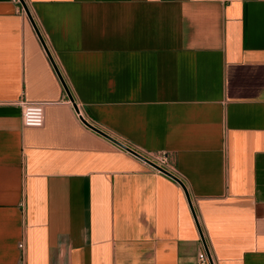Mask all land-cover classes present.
<instances>
[{
    "label": "crops",
    "instance_id": "1",
    "mask_svg": "<svg viewBox=\"0 0 264 264\" xmlns=\"http://www.w3.org/2000/svg\"><path fill=\"white\" fill-rule=\"evenodd\" d=\"M26 1L83 114L191 202L80 120L0 0V264H264V0Z\"/></svg>",
    "mask_w": 264,
    "mask_h": 264
},
{
    "label": "built area",
    "instance_id": "2",
    "mask_svg": "<svg viewBox=\"0 0 264 264\" xmlns=\"http://www.w3.org/2000/svg\"><path fill=\"white\" fill-rule=\"evenodd\" d=\"M15 1L20 3L19 0H15ZM21 108H22V119L25 125L27 126H42L43 125L44 118H45L43 102L24 100L21 102ZM76 110H77V116L80 118V120H82L85 124L90 126L92 129H94L96 132H98L97 129H99L105 134H107L110 138L114 139L116 142L113 141L112 139L111 140L115 143V145L119 149L136 156L137 158L141 159L148 166H150L151 168L155 170L163 172L162 170L153 166V164L170 172L174 176L180 178L178 174L176 173L174 167H172V165L169 163L168 154L165 151L145 150L129 142H126L125 140L121 138H117L110 131L100 126V124L86 117L83 114L78 104H76ZM20 246L23 247V243H21ZM198 260H199V264H214L212 259L209 258V255L205 249H202L199 252Z\"/></svg>",
    "mask_w": 264,
    "mask_h": 264
},
{
    "label": "water",
    "instance_id": "3",
    "mask_svg": "<svg viewBox=\"0 0 264 264\" xmlns=\"http://www.w3.org/2000/svg\"><path fill=\"white\" fill-rule=\"evenodd\" d=\"M19 1H20L21 5H22L23 9L25 10V12L27 13V15L29 16L31 22L33 23V26H34L35 30L37 31V33H38V35H39V37H40V40H41L42 44L44 45L45 49L47 50V53H48V55H49L51 61L53 62L54 67H55V69H56V71H57L59 77L61 78V81H62V83H63V85H64V87H65V90L67 91V93H68L70 99L74 102V105H75V107H76L75 100H74V98H73V96H72V94H71V92H70V90H69V88H68V86H67V84H66L64 78H63V76L61 75V73H60V71H59L58 66L56 65V63H55V61H54V59H53V57H52V55H51V53H50V51H49L47 45H46V42H45V40H44V38H43V36H42L40 30H39V27L37 26V23L35 22V20H34L32 14H31V11H30V8H29V6H28L27 1H26V0H19ZM97 131H98L99 133H101L102 135H104V136L110 138L107 134H105V133L102 132L101 130L97 129ZM110 139H112V138H110ZM112 140L115 141L114 139H112ZM115 142H116V141H115ZM153 166H155L156 168L162 170L165 174H167V175H169L170 177H172V178H174L175 180H177V181L183 186V188H184V190H185V192H186L187 198H188L189 202H191L190 194H189V192H188V190H187V188H186L184 182H183L180 178L174 176V175L171 174L170 172H168V171H166V170H164V169H162V168H160V167H158V166H156V165H154V164H153ZM204 242H205V241H204Z\"/></svg>",
    "mask_w": 264,
    "mask_h": 264
}]
</instances>
